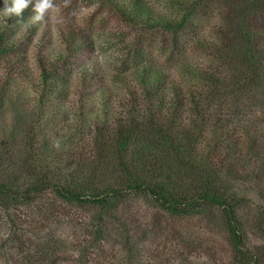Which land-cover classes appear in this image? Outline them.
Wrapping results in <instances>:
<instances>
[{
	"label": "trees",
	"instance_id": "trees-1",
	"mask_svg": "<svg viewBox=\"0 0 264 264\" xmlns=\"http://www.w3.org/2000/svg\"><path fill=\"white\" fill-rule=\"evenodd\" d=\"M95 1L138 39L177 33L215 0H166L180 19L145 0ZM226 1L211 65L183 63L175 78L132 45L113 95L82 31L58 26L54 43L32 0L11 15L14 0H0V114L21 91L54 114L49 138L32 129L22 147L0 146V214L16 229L23 208L43 207L47 222L61 208L84 213L66 221L78 240L40 243L33 264L65 250L73 264H264V0ZM207 226L220 239H203Z\"/></svg>",
	"mask_w": 264,
	"mask_h": 264
},
{
	"label": "rangeland",
	"instance_id": "rangeland-1",
	"mask_svg": "<svg viewBox=\"0 0 264 264\" xmlns=\"http://www.w3.org/2000/svg\"><path fill=\"white\" fill-rule=\"evenodd\" d=\"M32 1L36 10L52 27L54 43L56 27L68 25L82 31L94 42L96 50L93 59L100 64L102 79L113 95L118 91L114 84V76L128 62V51L133 52L132 45L139 44L136 47L137 51L143 52L147 57H154L159 66L177 78L178 68L183 63H192L201 67L211 65L212 60L207 47L217 40L216 33L226 24L220 15L223 11L220 12L218 7L223 6L227 1L215 0L206 14L199 12L193 15L187 25L177 33H155L137 39L138 31L124 24L106 5L95 0ZM145 2L156 15L177 19L181 17V14L166 0H145ZM260 43L264 44V34L261 36ZM29 67L33 68L32 65ZM110 101L109 112H119L118 103L114 99ZM249 111L250 108L247 107L242 120L249 122ZM36 112L37 110L29 108L23 91L10 94L0 114V146L6 143L9 146L22 147L32 129H36L37 134L40 135L39 138L44 136L49 138L52 135L51 130L48 129L49 121L54 114L47 115V110L40 116ZM257 113H259L257 118L262 116L260 111ZM255 126L264 131V119L261 120V125L256 123ZM51 144L55 145L53 139ZM57 153V151L54 152V154ZM59 213H54L52 220L47 222L43 218V207L19 209L16 213V229L13 228L10 220L15 217L0 214V264H28L30 261L33 264V259H38L34 255L38 254V250L42 251L41 247H38L40 243L43 246L52 239H55L57 243L58 241L69 243L77 241L81 234L80 230L67 225L66 221L71 217L78 220L84 213L79 214L77 210L69 208H61ZM219 231L220 227L207 226L203 239H209L208 242L218 240L220 239ZM63 247L66 248V245ZM53 250L55 249L48 251L51 253ZM143 257H141L142 260L145 258ZM53 258L56 259V264H73L77 254L69 253L68 250L63 253L56 251ZM205 261L204 259L203 262Z\"/></svg>",
	"mask_w": 264,
	"mask_h": 264
},
{
	"label": "clouds",
	"instance_id": "clouds-1",
	"mask_svg": "<svg viewBox=\"0 0 264 264\" xmlns=\"http://www.w3.org/2000/svg\"><path fill=\"white\" fill-rule=\"evenodd\" d=\"M25 7L24 0H14L11 7L5 9L7 15L19 14V12Z\"/></svg>",
	"mask_w": 264,
	"mask_h": 264
}]
</instances>
